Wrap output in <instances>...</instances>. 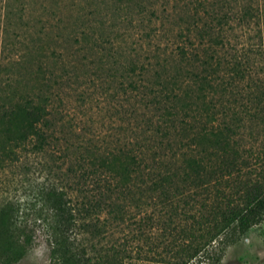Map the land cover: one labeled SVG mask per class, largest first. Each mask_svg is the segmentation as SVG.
I'll return each instance as SVG.
<instances>
[{
    "label": "trees",
    "instance_id": "1",
    "mask_svg": "<svg viewBox=\"0 0 264 264\" xmlns=\"http://www.w3.org/2000/svg\"><path fill=\"white\" fill-rule=\"evenodd\" d=\"M26 9L23 0H1L3 31L17 27L9 25L14 17L29 27ZM205 13L217 22L196 29L202 45L154 54L156 69L119 62L103 44L110 40L95 36L97 26L104 35V21L79 12L63 26L66 48L78 43L83 53L64 62L73 75L85 74L80 64L114 73L122 65L124 92L155 118L132 126L128 139L111 148L86 146L80 171L69 167L60 184L43 189L53 212L51 251L61 264H220L236 234L264 219V77L221 50L232 28L228 15L206 7ZM42 39L22 40L27 50L19 60L32 68L29 79L0 76V166L29 144L42 151L55 138L50 104L57 75ZM18 213L13 201L0 202V264L26 252ZM108 236H115L110 244Z\"/></svg>",
    "mask_w": 264,
    "mask_h": 264
},
{
    "label": "rangeland",
    "instance_id": "2",
    "mask_svg": "<svg viewBox=\"0 0 264 264\" xmlns=\"http://www.w3.org/2000/svg\"><path fill=\"white\" fill-rule=\"evenodd\" d=\"M23 2L27 8L23 14L29 27H20V21L14 17L9 25L13 23L17 27L4 32L0 14V76L21 73L29 79L32 68L26 69V62L19 60L27 50L22 40L32 45L37 37H42L43 41L48 38V68L54 69L57 75L50 104L57 128L53 142L44 150L36 151L29 144L27 149L19 152V158L0 166V202L11 200L18 206L17 222L29 239L26 252L12 264H61L51 251L53 212L43 197V189L53 183L60 184L61 174L69 167H79L86 146L111 148L117 141L123 143L128 139L132 126L145 123L150 117L155 118L154 110L144 107L139 98L131 100L129 92H124L122 81L125 78L119 75L124 70L119 63L118 73L79 63L78 71L85 74L79 78L73 75L76 70L64 62L73 58L79 61L83 53L78 51V43L66 48L63 26L72 24L79 12L86 13L83 18L95 24L104 21L108 26L104 35L96 25L95 36L110 40L103 44L116 51L119 62L125 65L134 59L138 63L137 70L141 69L140 65L156 69L159 67L154 54L159 53L161 57L174 55L178 45L187 48L202 45L196 29L205 21L217 22L211 14L205 13L206 7L210 13L215 10L228 15L225 19L232 28L221 50L246 62L253 74L264 77V0ZM94 9L96 12L91 13ZM245 9L249 11L246 16ZM188 24L192 28L190 32L186 31ZM66 70H71L70 75ZM115 236H108L105 240L110 244ZM220 264H264V219L236 234L235 241L226 247Z\"/></svg>",
    "mask_w": 264,
    "mask_h": 264
}]
</instances>
